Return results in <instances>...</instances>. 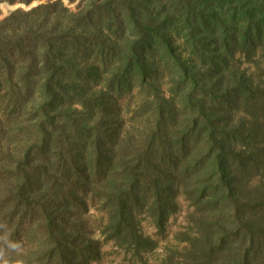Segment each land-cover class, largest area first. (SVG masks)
<instances>
[{
	"label": "trees",
	"instance_id": "obj_1",
	"mask_svg": "<svg viewBox=\"0 0 264 264\" xmlns=\"http://www.w3.org/2000/svg\"><path fill=\"white\" fill-rule=\"evenodd\" d=\"M115 256L264 264V0H0V264Z\"/></svg>",
	"mask_w": 264,
	"mask_h": 264
},
{
	"label": "rangeland",
	"instance_id": "obj_2",
	"mask_svg": "<svg viewBox=\"0 0 264 264\" xmlns=\"http://www.w3.org/2000/svg\"><path fill=\"white\" fill-rule=\"evenodd\" d=\"M18 8H22V9H27V7L25 6H21L18 5L16 7H11L8 5H4L2 7V10L4 12V16H7L10 12L15 11ZM2 18V17H1ZM187 216H188V209L187 207L184 205V203H182V211L180 212V214L174 216L173 218L170 219L169 222V228H168V241L166 243H164L161 247V249L158 251V254L156 255L155 259L157 260V258L159 257V254H162L164 252V247L165 245L170 249L173 248L174 246L177 245V236L181 233L184 232L186 229H188V222H187ZM116 257V256H115ZM120 259L121 257L118 258L116 257V261L115 262H106L105 264H120ZM124 264H128V263H124Z\"/></svg>",
	"mask_w": 264,
	"mask_h": 264
}]
</instances>
